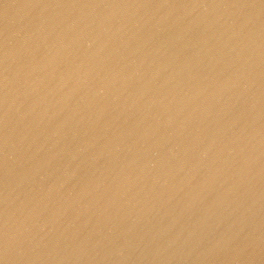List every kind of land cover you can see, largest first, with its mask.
<instances>
[{
	"label": "water",
	"instance_id": "water-1",
	"mask_svg": "<svg viewBox=\"0 0 264 264\" xmlns=\"http://www.w3.org/2000/svg\"><path fill=\"white\" fill-rule=\"evenodd\" d=\"M0 264H264V0H0Z\"/></svg>",
	"mask_w": 264,
	"mask_h": 264
}]
</instances>
